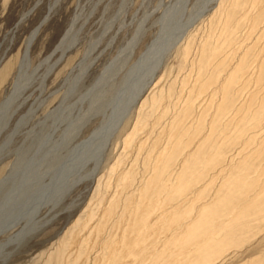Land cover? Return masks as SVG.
<instances>
[{
	"label": "rangeland",
	"instance_id": "obj_1",
	"mask_svg": "<svg viewBox=\"0 0 264 264\" xmlns=\"http://www.w3.org/2000/svg\"><path fill=\"white\" fill-rule=\"evenodd\" d=\"M90 9L76 44L64 54L55 52L76 13ZM183 26L184 35L165 51L154 80L131 107L104 157L96 166L91 155L77 186L78 178L69 177L73 186L62 202L52 204L50 216L39 227L13 241L9 235L0 238V264H94L108 250L99 246L87 252L85 243H72L71 235L95 216L91 226L81 231L84 239L106 205L119 202L104 236L109 237L118 217L134 214L126 207L156 195L161 206L151 219L162 216L158 228L170 230L144 255L161 257L165 247L158 248L159 243L180 227L179 231H186L185 244L192 242L191 249L182 251L201 253L204 261L198 264H264V0H0V103L12 91L27 40L38 27L29 48L28 71L35 79L26 92L31 97L25 109L35 110L30 125L66 95L65 152L71 156L78 143L87 141L83 148L87 155L93 151L88 145L101 140V127L121 101L124 71L150 45L166 42ZM136 33L137 43L125 69L118 75L112 70L92 90L105 66ZM106 46L94 68L81 77ZM50 69L42 87V76ZM80 117L86 120L77 131ZM94 132L95 140L88 142ZM16 135L12 140L16 144L8 146L13 155L0 165V178L22 162L20 157L15 160L21 139L19 132ZM150 180H157V190L141 195ZM128 183L133 185L126 189ZM195 220L203 224L187 228ZM149 257L145 264L152 263L154 258ZM162 260L157 264L173 263Z\"/></svg>",
	"mask_w": 264,
	"mask_h": 264
},
{
	"label": "bare ground",
	"instance_id": "obj_2",
	"mask_svg": "<svg viewBox=\"0 0 264 264\" xmlns=\"http://www.w3.org/2000/svg\"><path fill=\"white\" fill-rule=\"evenodd\" d=\"M209 3L210 1H208V4ZM91 13H92V9L88 10V12L82 11L76 13L69 27L67 28L65 34L63 35L59 43L56 45V48L54 50L55 52H61L64 54L71 46L76 44V42L79 39L81 29L88 21L89 15H91ZM142 27L143 26H141L140 28ZM183 28L182 30L172 34V36L166 42H159L157 47L155 45L157 44L158 41L150 45L146 50V52L143 55H141L138 60H136L137 62L133 63L129 67V69L124 71L122 76L123 77L122 78L123 82L121 84L122 87L120 86V90L118 93L119 94L118 99L121 101L118 103L116 107H114L113 112L108 116V118L104 122V125L101 127V129L103 128L102 129L103 135L100 136L101 140L98 141L96 145H95L96 142L93 145L92 144L91 145L89 144L90 146L88 145V148L93 147L92 148L93 151L87 149L88 151H91V152L86 151L88 153L87 155L86 153L84 154V149H86L87 146L85 142L87 141H84L82 143L80 142V144L78 143L77 148L76 150H74L73 153L71 150L70 152L72 153L71 156H69L68 153L65 152V147H67L66 141L68 140V134L66 133V128H67L66 119L68 118V114H69L68 112L69 107L66 106V95H64V97L62 98V100L60 101L59 105L56 108L47 109L44 114H41L43 115L41 119L37 118L38 121L30 125L31 115L32 113L35 112V110H33V107L31 106H30L31 108L25 109V106L27 105L31 97V94L29 95L26 94L28 93L27 91L34 84L35 79L33 77L32 72L30 73V71H28L29 48L36 35V32L38 31V27L31 33V35L27 40L25 57L21 63L19 69V75L14 83L13 89L10 92V94L5 97L2 103H0L1 104L0 105V136L3 133H5V138L2 141H0V165L6 161L9 155L10 156L13 155L10 154L11 152L10 153L8 152L11 151L8 150V146L9 143L16 144V141L13 143L12 140L14 141V138L15 136H17L16 134L18 132L21 134L20 136L21 139H19L20 140L19 145L16 148V151L14 150L15 153L14 151L13 153L14 155L16 154V159H15L16 161L18 160L19 162V159L22 160L21 164L17 163L18 164L17 166L13 165V167L9 168L8 171L5 174H3L2 177L0 178V238L9 235L8 240L13 241L15 237H19L20 235H23L25 232H28L30 229L32 230V228H36L37 226L39 227V225L43 223L42 221L45 219V217L50 216L49 214L50 212H52L53 209L51 207L52 204L62 202L66 194L69 192L70 188L73 186V184L69 183V177L76 176L78 178L74 184V186H77L82 181V177H80L81 168H84L88 160L92 158L91 155L94 156V158H96V166H97V163H99L100 158H103L104 155L106 154L107 146L111 138L118 132L121 123L127 116L131 107L134 106L138 98L142 96L143 92L146 91L145 89H147L150 83H152V81L154 80L158 66L162 61V57L165 51L168 50L172 45H174L184 35L186 31L185 29L187 27H185L184 29ZM139 30L141 31V29ZM136 37H137V33L127 43L128 46L127 47L125 46L124 49H121L117 57L114 60L110 61L105 66L104 70L102 71L101 77L98 78L96 83L92 86V90L95 88L97 89L101 80H103L106 77L105 76L106 74H108L112 70H113L112 72L117 70L115 73L117 74V72H120V69H122V67L123 68L126 67L124 66L126 65L124 63L127 62L126 61L127 59L129 62V58H131L130 55L133 52V49L135 48L134 45H136L137 43ZM114 38L115 35L111 38L110 43L107 45L108 47L112 45ZM134 42L135 44H133ZM107 46L100 53H98L99 54L98 56H95V58L91 61V63L85 68L84 73L81 75V77L84 74L89 73L90 70L94 68V66L99 61L100 57L103 55L105 49H107ZM124 55H126L125 60L123 57ZM50 57H48L44 61L45 62L48 61ZM115 66L118 68H116ZM51 71L52 69H50L47 73L45 72L46 74L42 76L41 79L42 87L45 86L46 79L48 78ZM102 89H104V87H102ZM41 110H43V108ZM84 119L80 117V119L77 120L75 124V129L77 131H79L81 125H84L83 123L81 124L82 121L84 122ZM176 123L178 124V122ZM57 132H59V134ZM95 133L96 132H94L93 135L88 139V142L95 140V135H94ZM157 180L156 181L150 180L149 182L147 181L148 182L147 185L146 186L143 185L144 186L143 188L141 187L142 188L140 190L141 195L142 194L150 195L151 193H153V191L157 190L159 185ZM131 185L133 184L130 183L129 185L128 183V185H125V188L129 189ZM124 192L121 193L122 196H124L123 195ZM144 196H142V200ZM154 197L149 200H147L148 199L147 198L146 201L140 205L137 206L132 205L130 207L129 206L126 207L127 212L128 211L132 212V210H134L133 212L134 214L128 215L123 213V215L118 217L116 221L114 220L115 222L112 225L113 234L111 233L112 235H110L109 237L107 236L104 237V236L107 233V230L110 226V223L112 222V219H114L117 215L119 202L111 205L107 203L109 206L105 204L107 208L103 210L101 219L99 220L98 224L95 225V227H93L90 230L91 232L90 233L88 232V235L85 236L84 239L82 238L81 240V236H80L81 231H86L91 226L95 216H90L89 218L87 217L88 218L87 224H85L84 227H82V229H80L79 227L80 230H76V232L74 231L75 233L71 235L74 237L73 238L74 241L72 240L73 242L72 241L71 242L73 244L75 243L78 244L80 241L85 243V247H86L85 250H87V252H92L93 249L99 246H101L102 248L103 247L106 248L108 250L107 253L100 255L95 260L94 264H145L144 261L150 256L151 253H148V255L147 254L144 255L143 253H145L146 250L150 247V244L154 242L155 243L159 242L158 239L163 232L169 233L170 230L169 228L166 227L163 229L158 228L160 222L162 221V216L158 217L153 221L151 219L152 217L155 216V214H157L159 210L157 206L158 207L161 206V204H158L157 195H156V199H154ZM132 198L134 200V197ZM131 202H133L132 199ZM131 202L128 201L127 203H131ZM41 216L43 217L39 218ZM188 224L186 226L187 228L190 229L192 224H194L195 227V225L201 226L203 223H200L199 220L198 221L195 220L194 223L191 224L188 223ZM124 225L125 228L127 227L126 230L120 232L121 229L124 228L123 227ZM214 225H213V229H214ZM218 225L220 226V224ZM179 229L180 227L176 230L174 234H172L167 239L165 243L163 241L159 243L158 248L165 247V250H163L164 253L163 255L159 254L161 257H155V258L154 256L149 257V258H154L153 261L151 260L152 261L151 264L154 263L157 264L159 261H161L160 263H163L162 259L171 260L173 261L172 264H192V263L198 264V262L204 261L201 256L202 254L196 252V250H193L195 252H189V253L188 251L186 252L182 251L183 249L186 248L191 249L192 242L191 244L188 243L190 245L187 246L185 244V242L187 243V241H185L187 237L185 233L186 231L182 232L179 231ZM189 229H187V234L188 231H190ZM208 229H210L209 226ZM14 230H17V232L16 231L14 232ZM216 233H218V231ZM189 235L190 233L188 234V237L191 238V236ZM210 237L211 236H208L209 239ZM192 239L194 240V237H192ZM207 246L206 248L209 249V246L208 247ZM73 254L76 256L79 254V252H75Z\"/></svg>",
	"mask_w": 264,
	"mask_h": 264
}]
</instances>
